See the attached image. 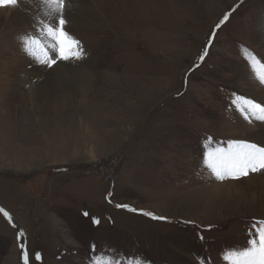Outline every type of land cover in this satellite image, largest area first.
Here are the masks:
<instances>
[{
  "label": "rangeland",
  "instance_id": "rangeland-1",
  "mask_svg": "<svg viewBox=\"0 0 264 264\" xmlns=\"http://www.w3.org/2000/svg\"><path fill=\"white\" fill-rule=\"evenodd\" d=\"M23 1L0 7V23ZM87 1L97 9L68 0L63 10L81 59L49 51L48 66L47 40L23 25L0 31V207L12 217L0 213V264H24L21 242L29 264H227L264 220V189L247 182L263 170L221 181L205 155L233 140L259 145L251 133L264 120L240 98L264 103V0H102L108 12ZM80 11L95 30L78 34ZM26 37L39 41L31 53ZM16 51L31 65L14 69ZM43 83L69 88L75 105L54 112L45 96L36 107L31 89Z\"/></svg>",
  "mask_w": 264,
  "mask_h": 264
},
{
  "label": "snow or ice",
  "instance_id": "snow-or-ice-1",
  "mask_svg": "<svg viewBox=\"0 0 264 264\" xmlns=\"http://www.w3.org/2000/svg\"><path fill=\"white\" fill-rule=\"evenodd\" d=\"M68 0H43L46 8L49 10L48 14L55 17L51 22L45 23L39 21L41 25V32L45 40L49 43L47 45H40L41 51L44 53L46 59L44 63L51 66L56 63V57L69 59V53L73 59H81L85 55L80 47V41L69 36L65 30L67 20L63 15V10L66 7ZM18 0H0V7L15 6ZM229 14H225L224 20L228 19ZM219 27V25H217ZM215 33L209 37V43L214 38ZM66 42L71 45L68 53L65 51ZM25 49L30 53L33 51V45L39 43L35 37L25 38ZM49 51L56 53V57L50 56ZM247 51V50H245ZM207 55V46L200 56V60ZM254 59V57H253ZM255 68V66H253ZM264 69V64H261ZM257 79L264 83V71L257 73ZM243 100L246 107L241 108V111L247 112L253 110L258 113V118L264 120V103H257L248 98H240ZM205 166L209 169L211 174L218 180H225L227 178L240 179L248 176L251 172L264 170V146L254 143H247L246 141L233 140L229 143L227 149L215 147L210 152H206ZM116 207L128 208L133 212H141L143 215L153 219L164 220L166 217L156 216L151 211L143 209L131 208L127 204H117ZM0 213L8 218L12 217L4 208L0 207ZM88 215V213H84ZM99 223L98 220L94 221ZM24 233H18V238L23 241ZM22 250L24 264H29L28 253L23 242L20 243ZM39 259V255H37ZM224 259L227 264H264V220L257 221L252 224L249 229V239L244 247L232 248L225 252ZM92 264H117V261L112 256L96 257ZM128 264H147L146 261L140 258H135L128 261Z\"/></svg>",
  "mask_w": 264,
  "mask_h": 264
},
{
  "label": "bare ground",
  "instance_id": "bare-ground-1",
  "mask_svg": "<svg viewBox=\"0 0 264 264\" xmlns=\"http://www.w3.org/2000/svg\"><path fill=\"white\" fill-rule=\"evenodd\" d=\"M157 1L160 3V5H162V4H165L166 0H157ZM86 2H88V1L87 0H79V2H77V3H81V5H84ZM96 2H97V5H99L98 7L101 10H103L104 12H108L109 7L108 6L105 7L102 0H97ZM106 2L108 3V0H106ZM88 4H90L94 10L97 9L95 5H93L89 2H88ZM164 8H165V6H164ZM34 9H35V5L32 2V0L23 1V3L21 4V8L19 10H17L15 12V14L13 13L14 14L13 18L10 16L9 20L5 23V25H4V23L3 24L0 23V31L1 30L5 31L7 28L6 25L8 24V25H10V27H14V30H16V31H14V33H18V32L20 33V32H25L26 30H32L35 35L39 36L41 39H44L43 34L41 32V25L38 22L44 21L45 23H48V22H51L53 19H55V17L50 16V15L44 16V13H46L48 10L45 5L41 6L40 9H38V10H34ZM73 12H75V11H73ZM72 14H77L76 16L73 15V17H74L73 19L75 20V22H79L78 23V29H77L78 34H80V35L86 34L87 30H89V29H93V30L96 29V28L88 26V24H87L88 19L87 18L80 17V16H82V11H80L79 13H72ZM78 15H80V16H78ZM22 25H23V28H20V29H24L25 31L24 30L22 31L19 29V26H22ZM10 34H13V33H10ZM5 35H7V33ZM156 39H153V41L155 42ZM158 44H159V41H157L154 46H158V47L162 46L163 42L160 45H158ZM11 61L13 63L12 67L14 69L17 67L21 68V67H28L29 65H31V61L29 60V58H27V56L23 55L22 53L20 54L19 51L13 52V56L11 58ZM56 65H57V70H61L62 67L64 65H66V62L65 61H58ZM37 74H38V72L34 70V71H30V74H28V75L31 76V80H32L34 77L37 76ZM23 76H24L23 72L20 71V75L16 76L15 78L17 80H20L23 78ZM5 78H7V77H5ZM33 84H35V82ZM5 87H6L5 88L6 90H9V86H5ZM31 91H32V93L29 97L31 100L30 102L34 103L36 107H37V105H39V103L43 100V98L45 96H46L45 98H47L49 100V101H46L45 103H49V105H46L43 102L42 103L45 105V107L54 110V112H56V110L58 108L66 107L68 105L69 106L75 105V101L71 95V91L69 88H66V87H57V86L54 87L53 84L43 83L39 86L33 87L31 89ZM11 96H12L11 97L12 100L18 99V94H11ZM257 127H258V130L253 131L251 133V135L254 138H256V141L259 143L260 146H264V124L261 123V121H259L257 123ZM247 182L249 183V185H255L257 183V185H259L260 188L264 189V170L260 171L256 174L250 175L247 179ZM229 183L231 184L232 182H229Z\"/></svg>",
  "mask_w": 264,
  "mask_h": 264
},
{
  "label": "trees",
  "instance_id": "trees-1",
  "mask_svg": "<svg viewBox=\"0 0 264 264\" xmlns=\"http://www.w3.org/2000/svg\"><path fill=\"white\" fill-rule=\"evenodd\" d=\"M3 247V246H2Z\"/></svg>",
  "mask_w": 264,
  "mask_h": 264
}]
</instances>
